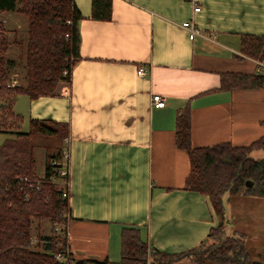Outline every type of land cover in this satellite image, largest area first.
<instances>
[{
  "label": "crops",
  "instance_id": "1",
  "mask_svg": "<svg viewBox=\"0 0 264 264\" xmlns=\"http://www.w3.org/2000/svg\"><path fill=\"white\" fill-rule=\"evenodd\" d=\"M75 2L83 19L71 82L60 81L50 96L20 94L14 107L25 121L68 124L59 147L70 150L69 250L119 261L122 229L132 225L161 251L187 252L219 218L210 198L188 184L192 164L176 143L177 114L190 105L197 147L264 136V88L219 89L223 73L264 74L241 51L243 34L264 36V0H113L108 21L91 17L92 0ZM3 15L9 35L25 28L17 12ZM187 20L200 30L194 38ZM154 94L167 97L164 107L152 104ZM257 200L260 217L252 220L262 226L255 222L246 246L264 262V202ZM226 205L231 215L229 198ZM247 222L234 224L232 234Z\"/></svg>",
  "mask_w": 264,
  "mask_h": 264
},
{
  "label": "trees",
  "instance_id": "2",
  "mask_svg": "<svg viewBox=\"0 0 264 264\" xmlns=\"http://www.w3.org/2000/svg\"><path fill=\"white\" fill-rule=\"evenodd\" d=\"M3 12L25 16L27 35L24 40L19 36L20 30L9 35L0 16V136L5 135L0 140V264H190L184 260L190 256L194 264H264L253 259L244 234L226 233L227 198L235 195L264 198V158L253 156L255 150L264 148V136L247 145L226 142L194 146L189 104L178 111L176 143L191 158L188 184L210 198L219 218L217 226L197 247L172 254L155 248L143 239L138 227L128 225L121 232L119 261L76 258L67 244L71 207L69 197L63 196L70 177L59 175L64 165L59 162L64 160L66 147L47 152L43 176L36 173V138L63 139L68 134V124L30 118V127L24 130L25 117L14 107L20 94L31 99L50 96L60 81L71 82L72 69L81 57L83 16L75 0H0V15ZM91 17L111 20L113 0H92ZM19 45L25 47L24 57L18 50V54H13ZM241 51L264 60V36L243 34ZM21 64L24 75L20 81ZM245 88H264V74H222L219 89ZM35 219L40 231L37 243L33 236ZM43 222L52 224L49 235L43 232ZM55 223L62 226V237ZM57 253L63 254L65 260L56 258Z\"/></svg>",
  "mask_w": 264,
  "mask_h": 264
},
{
  "label": "rangeland",
  "instance_id": "3",
  "mask_svg": "<svg viewBox=\"0 0 264 264\" xmlns=\"http://www.w3.org/2000/svg\"><path fill=\"white\" fill-rule=\"evenodd\" d=\"M3 19H4V15L3 13H1L0 15ZM20 17L22 18L23 21H25V28L20 30L19 32V36H22L23 40L26 38L27 35V18L23 15H20ZM22 21V23H24ZM20 48V49H19ZM17 50L21 53H23V57H24V51H25V47L22 45H19V47L17 49L13 50V54L17 53ZM20 53V54H21ZM18 54V53H17ZM22 57V58H23ZM22 58L20 57L19 59L22 60ZM24 60V59H23ZM24 75V66L21 64L20 68H19V76L18 78H20V81L22 80ZM30 127L29 122L28 121H24L22 128L24 130H28ZM5 135L0 136V140L4 139ZM60 140L61 138L53 136V137H38L36 138V142H37V147H36V158H37V166H36V173L39 176H43L44 171H45V156H46V152L49 153H53L55 151L58 150L59 146H60ZM260 152V153H259ZM253 156L257 157V158H264V148L263 149H258L255 150L253 152ZM257 197H250V196H243V195H235L232 196L231 200V204L232 207L234 206L235 211L232 212L231 215H229V212H227V216L228 218H232L234 216L233 222L231 220V222L228 220L227 222V227H226V233L229 235H233L232 234V229H233V225L236 224V226H238V224H242L244 220L249 221L247 222V224H249V226H247L246 228V224L242 227L241 230L238 232V234H243L242 231L246 232L244 233L245 239L248 241L249 239L251 240H255V236L257 234L256 231L253 230L254 224L255 222L257 223V221H254L252 219H255L256 217H260L259 213H255L257 210H259L262 204L257 203L255 200ZM260 202H264V200H257ZM228 210L230 211V208H228ZM261 210V209H260ZM253 212V213H251ZM264 218V214L261 216ZM34 231H33V236H34V242L37 243L39 242V236H40V231H39V227L37 226V220H34ZM49 222H43V232L45 233V235H49L51 233V227L52 224ZM257 226H262V224H258ZM256 226V227H257ZM264 226V224H263ZM62 226H59V228L57 230H59V234L61 235V237L63 236V232L60 231ZM259 228V227H257ZM260 232V231H259ZM258 240V239H257ZM211 242V240L209 241ZM264 242V241H263ZM192 256H190L189 261H192ZM187 259H185V262H189Z\"/></svg>",
  "mask_w": 264,
  "mask_h": 264
},
{
  "label": "built area",
  "instance_id": "4",
  "mask_svg": "<svg viewBox=\"0 0 264 264\" xmlns=\"http://www.w3.org/2000/svg\"><path fill=\"white\" fill-rule=\"evenodd\" d=\"M201 10L200 6H196L194 8L195 12H198ZM183 27H185L188 32H189V36L191 38H194L196 35L200 34V30L198 28V26L192 21V20H187L185 22H183ZM258 64V71L264 70V60H258L257 62ZM138 74L139 75H146L147 74V68L146 67H139L138 69ZM16 83V81L12 82V85L14 86ZM167 103V97L163 94H154L152 97V104L156 107H164ZM67 142V140H66ZM63 161H60V164H64L63 167L59 170V175L60 176H65L67 174H69V170L67 168V162L69 161L70 158V150L69 148H65L64 152H63ZM58 163V162H56ZM66 186L69 188V182H66ZM63 196L64 197H69V190H66L63 192ZM57 226V229L59 228L60 224L59 223H55ZM56 258H58L59 260H65V257L63 254L61 253H57L56 254Z\"/></svg>",
  "mask_w": 264,
  "mask_h": 264
}]
</instances>
